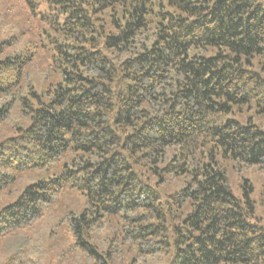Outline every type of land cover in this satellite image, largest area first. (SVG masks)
<instances>
[{"label":"trees","instance_id":"obj_1","mask_svg":"<svg viewBox=\"0 0 264 264\" xmlns=\"http://www.w3.org/2000/svg\"><path fill=\"white\" fill-rule=\"evenodd\" d=\"M21 1L0 264H264V0Z\"/></svg>","mask_w":264,"mask_h":264},{"label":"rangeland","instance_id":"obj_2","mask_svg":"<svg viewBox=\"0 0 264 264\" xmlns=\"http://www.w3.org/2000/svg\"><path fill=\"white\" fill-rule=\"evenodd\" d=\"M27 13L26 8L24 7L21 0H0V15H2V18L5 20L4 22L6 24V31L9 32L12 29V25L15 24L17 21H19V24L23 26V20H25V14ZM20 14V15H18ZM4 23V24H5ZM2 34V33H0ZM257 180V178H255ZM7 197H2L0 199V205L2 202L5 201ZM257 214L262 217V221L264 220V202H260L259 206H257ZM40 227V228H39ZM46 229V224L40 225L36 228V230L31 231L29 235H31V238H29L30 245L32 243L38 242H44V230ZM12 240V241H11ZM18 237L15 239H6L5 241L0 243V262L5 259V257L8 255L9 251L15 246L18 245ZM38 242V243H39ZM28 243L26 246H24L25 250H28ZM55 255V254H54ZM48 255H46L47 259ZM55 256H52L50 260L53 262H50L49 264H72L69 261L60 262L54 259ZM45 259V260H46ZM76 260V259H75ZM77 264H87L83 259H79V261H76ZM75 263V264H76ZM27 264V263H22Z\"/></svg>","mask_w":264,"mask_h":264}]
</instances>
